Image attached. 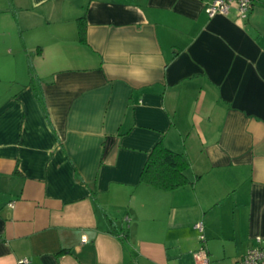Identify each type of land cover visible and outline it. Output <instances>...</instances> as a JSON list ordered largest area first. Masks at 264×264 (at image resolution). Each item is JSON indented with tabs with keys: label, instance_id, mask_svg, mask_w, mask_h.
I'll use <instances>...</instances> for the list:
<instances>
[{
	"label": "crops",
	"instance_id": "obj_1",
	"mask_svg": "<svg viewBox=\"0 0 264 264\" xmlns=\"http://www.w3.org/2000/svg\"><path fill=\"white\" fill-rule=\"evenodd\" d=\"M212 1L0 0V264H195L197 222L234 264L264 238V0ZM159 141L193 184L140 183Z\"/></svg>",
	"mask_w": 264,
	"mask_h": 264
},
{
	"label": "trees",
	"instance_id": "obj_2",
	"mask_svg": "<svg viewBox=\"0 0 264 264\" xmlns=\"http://www.w3.org/2000/svg\"><path fill=\"white\" fill-rule=\"evenodd\" d=\"M77 26L79 41L83 42L86 32L85 14L77 19ZM28 74V85L33 88L37 100L41 103L43 94L40 88V82L34 74L31 64L28 66ZM189 167L190 164L183 154L170 150L162 141H159L148 154L140 173V183L150 185L161 191H173L182 186L193 184L186 175ZM107 222L110 226L111 233L120 237L122 242H125L126 236L120 234L121 229H117L110 219H107Z\"/></svg>",
	"mask_w": 264,
	"mask_h": 264
},
{
	"label": "built area",
	"instance_id": "obj_3",
	"mask_svg": "<svg viewBox=\"0 0 264 264\" xmlns=\"http://www.w3.org/2000/svg\"><path fill=\"white\" fill-rule=\"evenodd\" d=\"M255 4V0H213L205 7V12L208 17H214L216 15L229 16L232 9H235L240 18H247L252 11ZM9 207L13 206V203L8 204ZM194 228L199 232V239L201 244H204L205 237L203 235L202 222H197ZM86 238L82 239V242H86ZM195 264H210L207 252L202 246L194 254ZM29 260L24 258L20 261V264H27ZM234 264H264V238L254 239V244L246 251L244 256Z\"/></svg>",
	"mask_w": 264,
	"mask_h": 264
},
{
	"label": "rangeland",
	"instance_id": "obj_4",
	"mask_svg": "<svg viewBox=\"0 0 264 264\" xmlns=\"http://www.w3.org/2000/svg\"><path fill=\"white\" fill-rule=\"evenodd\" d=\"M197 238H198L197 241H198V244H199V246H198V248H197V250H198V249H200L201 246H203V245L200 244L199 234H198V237H197ZM212 264H221V261H217V262H214V263H212Z\"/></svg>",
	"mask_w": 264,
	"mask_h": 264
}]
</instances>
